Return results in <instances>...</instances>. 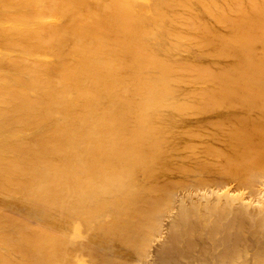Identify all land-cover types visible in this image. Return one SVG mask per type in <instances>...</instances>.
Here are the masks:
<instances>
[{"label":"bare ground","instance_id":"obj_1","mask_svg":"<svg viewBox=\"0 0 264 264\" xmlns=\"http://www.w3.org/2000/svg\"><path fill=\"white\" fill-rule=\"evenodd\" d=\"M148 258L264 264V0H0V264Z\"/></svg>","mask_w":264,"mask_h":264},{"label":"rangeland","instance_id":"obj_2","mask_svg":"<svg viewBox=\"0 0 264 264\" xmlns=\"http://www.w3.org/2000/svg\"><path fill=\"white\" fill-rule=\"evenodd\" d=\"M167 218V217H166ZM164 219L165 221H168V219L169 218H167V219ZM163 235V237H161V238H164L165 237V234L164 233H162ZM159 240H161L160 238L158 239H156V240H154L153 242H152V244H151V246H150V253H153V251H154V249H155V247H156V245L158 244V242H159ZM147 260V261H146ZM145 260V262H147L146 264H148L149 263V261H150V258H148V259H146Z\"/></svg>","mask_w":264,"mask_h":264}]
</instances>
